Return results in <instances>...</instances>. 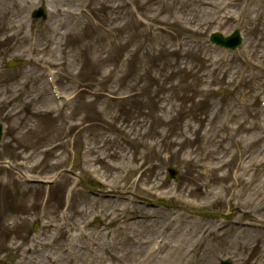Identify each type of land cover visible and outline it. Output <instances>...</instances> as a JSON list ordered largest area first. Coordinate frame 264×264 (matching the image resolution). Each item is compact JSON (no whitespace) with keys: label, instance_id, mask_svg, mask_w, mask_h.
<instances>
[{"label":"rangeland","instance_id":"1","mask_svg":"<svg viewBox=\"0 0 264 264\" xmlns=\"http://www.w3.org/2000/svg\"><path fill=\"white\" fill-rule=\"evenodd\" d=\"M225 3L0 0V66L26 61L0 74V264H264V230L237 225L264 224V1L241 25L250 59L193 41L231 33L237 9L220 13ZM40 6L48 21L32 22ZM47 70L69 101L51 96ZM58 170L72 175L51 187L15 180ZM95 175L108 193L234 214L217 225L76 191ZM22 238L30 246L12 248Z\"/></svg>","mask_w":264,"mask_h":264},{"label":"bare ground","instance_id":"2","mask_svg":"<svg viewBox=\"0 0 264 264\" xmlns=\"http://www.w3.org/2000/svg\"><path fill=\"white\" fill-rule=\"evenodd\" d=\"M207 10L205 9V12ZM67 13L69 14V12L67 11ZM207 13V12H206ZM213 16H215L216 18H218L215 14L213 13H209ZM223 19V22H224V18ZM15 25H13V28H14ZM81 28V27H80ZM79 28V29H80ZM59 42H60V38L58 39ZM73 50V48H72ZM242 128H246L242 125L239 126V130H241ZM239 130H236V131H239ZM212 152L210 150H208V154H211ZM7 207V203H6V196L4 194H0V208H1V211H4L5 208ZM8 220V215L6 214V216L4 217V222ZM16 243H13V247L14 249H16L17 251L19 250H22V249H25V248H28L30 246V243H31V240L30 239H27V238H22L21 240H15ZM49 245L47 244H44V247H48ZM34 249H36V247H32ZM46 249V248H45Z\"/></svg>","mask_w":264,"mask_h":264}]
</instances>
